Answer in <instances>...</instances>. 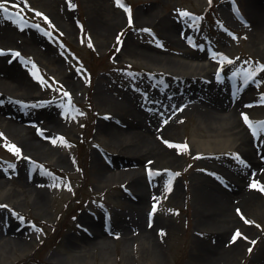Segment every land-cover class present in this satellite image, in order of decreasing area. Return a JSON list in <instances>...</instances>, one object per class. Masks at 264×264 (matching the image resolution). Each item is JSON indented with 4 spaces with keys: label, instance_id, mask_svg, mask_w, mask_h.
I'll use <instances>...</instances> for the list:
<instances>
[{
    "label": "rangeland",
    "instance_id": "obj_1",
    "mask_svg": "<svg viewBox=\"0 0 264 264\" xmlns=\"http://www.w3.org/2000/svg\"><path fill=\"white\" fill-rule=\"evenodd\" d=\"M71 4L75 7L69 0H28L27 4L24 0H6L8 15L0 9L1 17L30 31L41 41H37L38 49L45 51H40L43 56L30 50L18 56L31 73L35 62L43 80L36 79L31 93L6 95L4 100L28 115L53 111L63 119L54 136L56 142L51 141L54 151L48 155L28 152L13 131L0 128L4 133L0 136V173L6 184L0 187V225L5 227L13 221L16 231L22 232L20 239L7 245L9 253L0 264H264V191L253 187L260 197L245 205L237 203L232 211L239 224L222 227L208 219L209 204L194 186L196 175H220L217 163L222 159L228 163L224 172L233 175L242 162L241 155L237 157L238 152L231 149L197 150L192 134L200 130L205 137L206 133L199 126L200 116L187 111L160 138L161 143L174 142L165 145L177 158L171 161L164 156L142 164L133 155L139 141L126 134V119L99 102L96 91L100 88L103 95L116 101L135 102L150 115L164 110L159 90L175 103H184L188 96L195 99L209 90L226 100L225 113L238 109L233 117L238 128L247 132L250 143L264 145V131L254 135L241 115L247 112L253 121L264 118V103H260L264 100V70L247 83L244 79V70H255L256 64L264 63V31L250 14L256 7L264 10V0H121V4L116 0H71ZM122 4L131 7V24ZM182 9L194 15H183ZM139 10L147 17L136 18ZM94 20L107 32H101ZM166 21L183 34L182 46L175 45L165 33ZM131 45L155 47L162 56L170 57L204 52L201 61L210 75L200 76L203 85L193 95L184 90L192 84V76L185 75L178 86L168 85L173 81L170 72L152 68L147 57L129 51ZM8 53L0 54L6 55V65L12 64ZM218 67L221 79H215ZM66 76L76 78L77 85L70 87ZM212 81L224 84L213 85ZM69 100L71 107L66 111ZM61 136L67 143L60 140ZM9 142L23 154L5 147ZM126 142L131 143L127 149L123 147ZM185 143L187 148L176 147ZM136 165L138 169L131 174L139 173L141 185L151 191L142 203L144 217L159 224L153 229L156 239L151 247L136 234L142 231L139 227L133 230L135 226L130 225L129 238L123 231L125 220L138 210L139 190L128 179L129 169ZM113 172L114 177L108 175ZM31 175L41 179L44 189L39 208L32 201L33 193L18 183ZM253 179L264 183V172H254L250 184ZM5 189L13 193L7 194ZM237 229L242 235L233 240ZM94 230L98 233L93 236ZM222 231L226 233L222 246L236 244L206 263L202 245H212ZM81 235L89 240L83 243Z\"/></svg>",
    "mask_w": 264,
    "mask_h": 264
},
{
    "label": "bare ground",
    "instance_id": "obj_2",
    "mask_svg": "<svg viewBox=\"0 0 264 264\" xmlns=\"http://www.w3.org/2000/svg\"><path fill=\"white\" fill-rule=\"evenodd\" d=\"M250 14L254 19V23L258 28L264 31V10L256 7ZM136 18L143 19L147 17V13L139 10L136 11ZM114 20V19H113ZM96 27L104 32H107V28H103L102 23L94 20ZM115 21V20H114ZM159 22V20H158ZM162 21L159 22L161 24ZM167 28L165 33L171 38L173 43L178 46L183 45V34L176 31V25L169 21L164 23ZM20 24L16 21H12L9 18L0 16V44L4 43V49L18 50L21 53L30 50L41 56L45 52L41 46L38 49V42L41 41L36 38L27 29H20ZM209 48V47H208ZM130 52L138 53L139 55L147 57L152 65V68L157 70H165L170 72V76H173L171 84L178 86L185 75L193 77V82L190 85H186L184 90L191 92L193 95L196 92L197 87L202 79L200 76L210 75L209 69H207L201 59L206 54L203 53H191L190 57L184 56H162L161 51L155 47H144L131 45ZM184 51V52H183ZM182 53H185L183 50ZM8 53V52H7ZM181 53V54H182ZM183 55V54H182ZM8 58H11L12 64H5L3 60L6 55H0V128L5 129L7 132H14L20 140L22 146L29 152L43 155L52 154L53 147L51 144L52 139L56 136V130H59L63 121L62 116L54 113L53 111H47L46 113H39L37 115H28L23 112H19L13 109L11 104H8L4 100L6 95L11 97L16 96L19 93H31L37 86L36 78L33 74L26 69V67L19 62L18 56L15 55V51L7 54ZM66 83L70 87L77 85L76 78L72 76L65 77ZM222 85L223 81H212V84ZM167 86V84H165ZM168 87V86H167ZM97 98L99 102L109 105L115 109L121 116L126 119V127L128 137L139 141L133 155H136L142 160V164L154 163L155 159L160 157H167L169 160H175L177 157L174 150L166 143H161L160 138L166 131H170L173 125L181 118V116L187 111H194L200 116V127L204 129L203 133L206 136L203 137L202 131L193 133L191 141L197 150L209 151V150H222L231 149L237 151L241 155L242 162L237 166L233 175L229 176L227 172H224L225 167L228 166L226 160H220L217 164V168L220 171V175L217 174L216 178L208 175H196L194 180L195 189L200 191L201 195L205 197L206 203L209 204L208 208L210 212L207 213L208 219L218 222L217 224L225 227L228 225L239 224V218L232 211L237 203H243L244 205L250 201H255V198L260 197V193L251 187L249 180L256 172L261 175L264 172V145L254 146L250 143V137L247 132H243L238 128V121L233 117L235 116L237 108H234L232 113H225L226 100L222 101L218 99L214 92L204 91L205 93L197 98L188 96V99L181 103H175V99L167 98L165 92L158 91L159 98L162 103V112L156 111L147 115L138 104L126 103L125 101H116L110 97L103 95L100 88H97ZM16 92V93H15ZM4 96V98H3ZM10 97V98H11ZM237 98L236 100H238ZM9 101V100H8ZM10 102V101H9ZM12 103V102H10ZM11 108V109H10ZM228 108V107H227ZM13 111L14 113H12ZM3 114V115H1ZM106 127V126H104ZM108 128V127H106ZM109 129V128H108ZM244 129V127H243ZM110 130V129H109ZM132 142V141H131ZM131 145L130 142H126L123 147L126 149ZM122 147V148H123ZM30 152V153H31ZM168 155V156H167ZM57 158H60L59 156ZM216 162V161H213ZM139 167V166H138ZM133 166L129 169L128 179L136 191L139 190L140 197L136 201L138 210L136 214L130 219L124 222V234L126 237L132 236V229L130 225L140 228L142 231L136 233L141 235L147 242V247L153 246V241L156 239L152 233L153 229L157 228L155 225H159L155 219L144 217L143 206L144 198L151 194L150 189L144 188L140 182L141 176L139 173H135L133 176V169L137 168ZM132 173V174H131ZM252 173V175H251ZM111 177L115 176V173L108 174ZM221 179V180H220ZM222 181V182H221ZM22 188H25L28 192L33 193L31 195L32 201L36 204L37 208L41 205L44 198V189L41 184L42 181L38 176L31 175L25 181L18 182ZM5 183L1 179L0 173V187H5ZM7 194L13 193L12 189H5ZM261 199V198H260ZM264 201V199H263ZM231 208V209H230ZM263 212V208L261 209ZM212 213V214H211ZM264 213V212H263ZM9 223V222H8ZM0 225V260L4 261L5 256L8 255L7 245L10 242L20 239L21 233L14 228L13 221L8 224ZM1 224V223H0ZM131 232V234H130ZM136 232V231H135ZM95 233V234H94ZM98 231H92V235H97ZM226 236L224 231L219 232V235L212 245H202L203 256L207 263V260H214L216 256L222 254L229 246H234L236 243L231 242L228 247L222 246V240ZM99 238L95 236V239ZM80 239L83 243L89 240L85 235H81ZM233 243V244H232Z\"/></svg>",
    "mask_w": 264,
    "mask_h": 264
},
{
    "label": "snow or ice",
    "instance_id": "obj_3",
    "mask_svg": "<svg viewBox=\"0 0 264 264\" xmlns=\"http://www.w3.org/2000/svg\"><path fill=\"white\" fill-rule=\"evenodd\" d=\"M117 4H121V0H116ZM5 3H6V0H0V9H2L4 11V14L5 15H8L10 9L5 7ZM24 3L27 4L28 3V0H24ZM69 5L71 7H75L74 4H71V0H69ZM122 7H124L127 12H128V22L129 24H131L133 21H132V13H131V7L129 5H126V4H122L121 5ZM15 7L16 8H19L20 7V4H15ZM34 12L35 11H38L37 9H32ZM181 11V13L183 15H186V16H192L194 15L193 13H190L187 9H182V10H179ZM17 15H19L17 13ZM39 15L42 16L45 20H48L49 24L52 25V27H55V24H52V21L49 19V17L47 15H45L43 12H39ZM20 23L21 25L23 24V19L20 20ZM43 31V29H41ZM147 31L151 32V29H147ZM89 43L91 44V37L89 36ZM120 37H117V40H119ZM12 51H15V55L16 56H20V52L18 50H12V49H4V48H0V54L2 53H5V52H12ZM213 55L215 56L216 54L213 53ZM219 55L221 56H224L223 53H220ZM224 59L225 60H230L229 57L227 56H224ZM254 69L253 70L252 68H249V69H246L244 70L245 71V83H247L248 80L252 79L253 77L256 76V73L261 71V70H264V63H258L254 66ZM32 73L33 75L35 76V78L37 80H43L42 76L39 74V70H38V67L35 65V62H32ZM234 75H236V73H234ZM219 78V77H218ZM61 91H65L64 89H61ZM65 95H69L70 96V93H67L65 92ZM261 96H264V93H261ZM260 103H264V100H261ZM71 107V100H69L68 102V106L66 107V111H68ZM243 116V119L244 121L248 124V126L251 128L252 132L254 135H258L259 132L261 131H264V119H261V120H256V121H253L249 114L247 112H244L241 114ZM0 136H4V133L3 132H0ZM49 139H53V142H56V140L52 137H49ZM60 140L67 143V141H64V138L61 136L60 137ZM165 143L167 144H173L174 142L172 141H165ZM5 147L7 148H10L12 151H14L15 153L19 154V155H22V150L14 143H6L5 144ZM177 148H180V149H184V148H187V144H178L176 145ZM237 157H239V153H236ZM31 159V158H29ZM13 167H15V165H13ZM152 169L149 170L150 174L152 173ZM68 187H71L70 184L67 185ZM251 187H259L262 191H264V183H261L259 180H256V179H253L252 182H251ZM167 190H170L167 189ZM153 211H155V206L153 207ZM237 212H240L241 215H243V213L241 212L240 209H237ZM21 219H24L23 217H21ZM161 231H163V229H161ZM117 235H119L117 233ZM242 235V233L240 232L239 229L236 230V233L235 235L232 237L233 240H235L238 236Z\"/></svg>",
    "mask_w": 264,
    "mask_h": 264
}]
</instances>
